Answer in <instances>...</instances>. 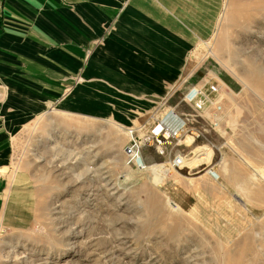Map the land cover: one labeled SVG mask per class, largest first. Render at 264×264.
<instances>
[{
	"label": "rangeland",
	"instance_id": "374dc122",
	"mask_svg": "<svg viewBox=\"0 0 264 264\" xmlns=\"http://www.w3.org/2000/svg\"><path fill=\"white\" fill-rule=\"evenodd\" d=\"M185 2L164 27L172 72L114 54L117 0L78 70L0 88V264H264V0Z\"/></svg>",
	"mask_w": 264,
	"mask_h": 264
},
{
	"label": "crops",
	"instance_id": "0c3cea01",
	"mask_svg": "<svg viewBox=\"0 0 264 264\" xmlns=\"http://www.w3.org/2000/svg\"><path fill=\"white\" fill-rule=\"evenodd\" d=\"M125 2L118 17L117 36L111 41V49L116 50L114 54L123 61H127V57L132 61L133 58L142 59L140 68L148 69L140 71L147 75L172 72L165 65H172L174 58H179V63L181 55L165 50L164 27L179 26V17L186 19L180 12L182 8L176 10L174 6V3L186 5L185 0ZM117 5V0H0V88L7 84L9 89L20 90L21 70L27 74H34L37 69L49 73L52 67H58L63 74L78 70L83 52L77 55L75 45L82 44L85 34L98 31L102 22L115 18ZM131 40L134 44L130 46ZM79 56L77 63L74 59ZM137 62L141 63L139 59ZM124 66H128L127 62ZM129 68L128 72L132 73ZM38 84L30 87L48 88L45 83ZM2 137L0 130V173L7 163ZM5 187L7 184L0 176V199H3Z\"/></svg>",
	"mask_w": 264,
	"mask_h": 264
},
{
	"label": "built area",
	"instance_id": "2783aa9c",
	"mask_svg": "<svg viewBox=\"0 0 264 264\" xmlns=\"http://www.w3.org/2000/svg\"><path fill=\"white\" fill-rule=\"evenodd\" d=\"M192 89L189 90V92L191 91L190 93L187 92V94L189 93L187 99H185V96L187 94L184 96V100L187 103L193 104L194 107H197V109L202 110V107H200V106H202V100H201V97L203 96L202 91L201 90L196 91V90H192ZM209 90L215 91V86L209 87ZM170 112H172V111H170ZM167 115H165V116H167ZM159 122L160 123L156 124L153 127V129L151 130V135H152V137H154L156 139L157 143H161L160 141H157V139L160 137L163 138L164 141L167 138H171V137L176 138L178 133H180V131H182L184 129V126H185L184 121H181L180 118H178L177 121L175 120L176 123L173 126L174 128H172V129L168 128V130L164 127V125L161 126V121H159ZM134 145H133V147H134ZM127 151H128L127 153H130L131 151H134V150H132V148H129V150H127ZM181 161H182L181 157L179 155H177L171 160L170 165L174 168H178L181 165Z\"/></svg>",
	"mask_w": 264,
	"mask_h": 264
},
{
	"label": "bare ground",
	"instance_id": "6f19581e",
	"mask_svg": "<svg viewBox=\"0 0 264 264\" xmlns=\"http://www.w3.org/2000/svg\"><path fill=\"white\" fill-rule=\"evenodd\" d=\"M162 121H163V120H161V122H162ZM162 125H163V124H162ZM162 125H161V126H162ZM164 127L167 129V127H166L165 125H164Z\"/></svg>",
	"mask_w": 264,
	"mask_h": 264
}]
</instances>
